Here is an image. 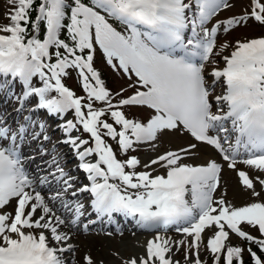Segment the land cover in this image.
<instances>
[{
	"label": "snow or ice",
	"instance_id": "6c2138e0",
	"mask_svg": "<svg viewBox=\"0 0 264 264\" xmlns=\"http://www.w3.org/2000/svg\"><path fill=\"white\" fill-rule=\"evenodd\" d=\"M6 3L0 97L17 116L0 112V264H76L75 234L114 215L152 233L121 264H264V32L229 35L264 26V0L224 17L233 0ZM98 57L123 86H108ZM53 117L71 169L45 147ZM168 134L197 143L155 152ZM200 143L220 160H191ZM225 165L254 199L216 195Z\"/></svg>",
	"mask_w": 264,
	"mask_h": 264
},
{
	"label": "rangeland",
	"instance_id": "374dc122",
	"mask_svg": "<svg viewBox=\"0 0 264 264\" xmlns=\"http://www.w3.org/2000/svg\"><path fill=\"white\" fill-rule=\"evenodd\" d=\"M235 3V7H233L228 12H221L219 14L220 17H224L233 13H239L242 9L246 8L249 4V0H233ZM8 7L6 0H0V21H4V12ZM264 32V26H261L258 23L250 22L246 27H238L235 31L229 33L232 38H240L242 36H252ZM120 76V75H118ZM123 84L125 80L122 81ZM74 85V84H73ZM1 102V101H0ZM16 107V106H15ZM0 112H12L11 115L8 116V119H13L17 116V113L13 109L7 108V105L4 103H0ZM49 123V134L51 139L45 144V147L51 148L53 145L56 147L57 153L61 156V153H66L71 151L68 145L63 143H56L60 140L61 134L60 131L54 130L56 125L59 123L58 120L50 119ZM187 143H197L192 137L188 135H176V134H168L161 138V142L159 147L155 149V152H160L166 150L169 147H184ZM33 147H37L33 145ZM209 145L200 143L197 144L195 149H190L191 160L202 162L209 157H215L218 161L220 160L219 154L216 150ZM63 149V150H62ZM38 150V149H37ZM155 153L149 149L147 146H141L139 150V155L144 158L145 162L147 158H150ZM48 156H43L42 158H37L33 161V166L39 163L40 159L47 160ZM64 161H66L63 166L66 169H71L72 166L75 165L76 158L74 157L73 152H68V154L63 156ZM238 168H245L249 171L250 176H254L258 174V170L248 168V166L238 163ZM73 175L80 176L81 179H84L83 172L72 173ZM85 182H87L85 180ZM223 194L225 195L226 200L231 201L235 205H241L254 197L251 196L250 191L244 189L243 185L240 182V179L235 171L226 165L222 168L221 172V183L218 188L216 195ZM246 230H250L248 225H242ZM137 234L145 235L147 238L152 234L148 231H139L134 229H128L127 231H116V230H107V231H98L94 226H90V230L88 231H80L75 234L77 243V251H76V264H85L83 261L84 254L90 253L93 257L103 261V264H121V257H127L131 254H134L129 248V242L125 243L128 240H134ZM173 237L179 239V234L174 231H170L168 233ZM124 241V242H123ZM234 241H237L234 239ZM183 252V247H181L180 251L177 253L176 258L180 259ZM119 253V256L116 255ZM68 255V253H67Z\"/></svg>",
	"mask_w": 264,
	"mask_h": 264
},
{
	"label": "trees",
	"instance_id": "16d2710c",
	"mask_svg": "<svg viewBox=\"0 0 264 264\" xmlns=\"http://www.w3.org/2000/svg\"><path fill=\"white\" fill-rule=\"evenodd\" d=\"M97 62L99 64V66L103 69V74L107 78L108 86H110L112 88H118V87L122 86L119 79L113 74V71L110 69V67L108 65L105 64V62L103 60L99 59V57H98ZM74 76H75V72H73L72 77H74ZM72 77L67 81V83L70 86H73L72 81H71ZM76 91L79 93L80 89H78V90L76 89ZM253 247H255V245H253ZM245 259L246 260L248 259L247 256L245 257Z\"/></svg>",
	"mask_w": 264,
	"mask_h": 264
},
{
	"label": "bare ground",
	"instance_id": "6f19581e",
	"mask_svg": "<svg viewBox=\"0 0 264 264\" xmlns=\"http://www.w3.org/2000/svg\"><path fill=\"white\" fill-rule=\"evenodd\" d=\"M207 148H210V146L209 147H207ZM63 150V149H62ZM69 153L70 152H72V151H68ZM68 152H66V153H61V157H63L65 154L67 155L68 154ZM38 158H42V157H38ZM141 230V229H140ZM146 239H147V237L146 236H143V235H139L138 237H135V239L133 240H128V241H126L125 243H128L129 242V248L132 250V251H134V253H138V252H142L143 251V248H142V244H143V242L144 241H146ZM124 242V241H123ZM74 243H76L75 241H74ZM77 244V243H76Z\"/></svg>",
	"mask_w": 264,
	"mask_h": 264
}]
</instances>
